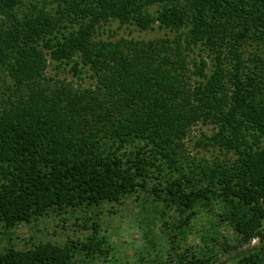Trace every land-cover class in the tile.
<instances>
[{"label": "trees", "instance_id": "trees-1", "mask_svg": "<svg viewBox=\"0 0 264 264\" xmlns=\"http://www.w3.org/2000/svg\"><path fill=\"white\" fill-rule=\"evenodd\" d=\"M29 1L0 0V221L143 191L181 229L214 213L238 236L230 249L248 246L236 264H264V0ZM115 22L164 36L117 37ZM197 125L214 129L200 158L185 147ZM92 230L8 248L0 264L93 261ZM170 236L168 258L142 264H205Z\"/></svg>", "mask_w": 264, "mask_h": 264}, {"label": "rangeland", "instance_id": "rangeland-1", "mask_svg": "<svg viewBox=\"0 0 264 264\" xmlns=\"http://www.w3.org/2000/svg\"><path fill=\"white\" fill-rule=\"evenodd\" d=\"M25 2L28 5L30 1ZM26 10L23 7L20 15ZM108 28L115 32L117 37L131 36L148 40L164 36V31L157 27L148 31H139L134 27L118 29V23L115 22ZM108 35L106 32L102 36L105 38ZM9 84L8 79L0 80V101L7 93ZM213 133L214 129L210 126H195L189 138L185 140L189 156L200 158L209 155L206 149L197 147L195 142L210 137ZM157 204L150 194L139 191L123 199L120 204L104 203L89 210H51L29 223H19L10 228L0 221V252L8 248L26 250L37 243L47 241L59 244L68 240L83 241L94 234L92 226H96L97 236L103 239L102 250L98 254H92L93 261L90 256L84 261L77 260V264H142L158 257L168 258L172 247L170 235L176 236L175 244L182 249L188 247L199 253L203 250L205 264H236L239 253L248 248L245 246L230 249L237 245L238 236L230 227L218 224L214 213L206 211L190 219L189 225L182 228L185 233L182 235L179 216L173 210L165 211ZM214 211L217 213L218 208ZM212 228L215 229L218 241H208V244H205V238L212 237ZM255 244L256 240L251 246Z\"/></svg>", "mask_w": 264, "mask_h": 264}]
</instances>
